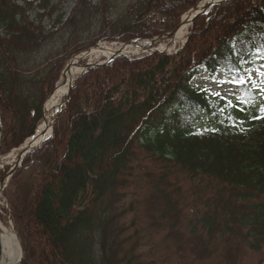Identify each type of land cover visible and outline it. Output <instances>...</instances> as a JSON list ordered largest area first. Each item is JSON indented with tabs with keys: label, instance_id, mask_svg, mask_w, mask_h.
Listing matches in <instances>:
<instances>
[{
	"label": "trees",
	"instance_id": "obj_1",
	"mask_svg": "<svg viewBox=\"0 0 264 264\" xmlns=\"http://www.w3.org/2000/svg\"><path fill=\"white\" fill-rule=\"evenodd\" d=\"M196 1L76 0L63 19L61 1L0 0L1 154L34 133L73 55L171 32ZM256 51L264 0H227L178 52L83 72L2 192L20 264H264L259 96L242 84L214 102L190 82L200 67L234 75Z\"/></svg>",
	"mask_w": 264,
	"mask_h": 264
},
{
	"label": "bare ground",
	"instance_id": "obj_2",
	"mask_svg": "<svg viewBox=\"0 0 264 264\" xmlns=\"http://www.w3.org/2000/svg\"><path fill=\"white\" fill-rule=\"evenodd\" d=\"M212 1L213 0H199L197 2V11L206 10V6ZM194 14L195 12L188 11L182 15L177 30L171 36L175 39V41L182 40L184 33L186 32L187 27L189 25L190 18ZM145 46L147 48H162L166 45L165 41H163L162 38H154L151 40H132L121 45H106L101 43L97 44V46H94L90 54H95L96 56L104 55V58H101L99 60V62H103L116 53H136L143 49ZM91 60L92 59H90V61ZM82 66L84 65L79 64L76 58L71 59L70 62L67 64V67L63 70V73L55 89L53 90L49 98L45 101L43 107L42 121L37 126L35 140L33 138H30L28 139L27 144H29L30 141H32L33 143L38 142L42 138V133L45 130L48 131V128H50L53 119L55 108L57 107L59 100L65 94L71 80L74 78L75 74H77L81 70ZM19 255V239L17 238L13 228L11 226H6L0 219V264H18Z\"/></svg>",
	"mask_w": 264,
	"mask_h": 264
},
{
	"label": "rangeland",
	"instance_id": "obj_3",
	"mask_svg": "<svg viewBox=\"0 0 264 264\" xmlns=\"http://www.w3.org/2000/svg\"><path fill=\"white\" fill-rule=\"evenodd\" d=\"M52 1L62 2L64 17L68 15L74 3L76 2V0H52ZM187 32H188V28L186 32L184 33L183 38L186 36ZM101 43L106 44V45H110V44L118 45L120 42H117L118 44H115L114 41H105ZM101 43H98V44H101ZM179 43H180L179 41L170 42V43L168 41V43L165 42L166 46L162 48H169V51L171 52L177 49V47L179 46ZM145 48L147 47L145 46ZM80 56L81 55H78L77 57H80ZM103 56L104 55L96 56L95 54L93 55L90 54V55L85 56L86 59L84 57L82 58H84L88 62L95 63V62H98L101 58H104ZM90 59L92 60L90 61ZM263 59L264 57H262L257 52L256 57H255V60L257 61L256 64H250L248 62H244L242 63L241 71L232 76L225 75L223 72H217L214 76H209L204 70H200L198 73H196L192 77L191 84L196 86L197 88H202L207 93V95L215 97L218 100L223 99V98L229 99V100L236 99L241 85L249 84L250 89L254 90L259 96L260 100L258 101V106L261 107V105H264V91H262V89H264V61ZM217 93L219 95H217ZM62 98L59 100V102L62 100ZM20 151H21L20 148L14 149L8 154L2 155L0 157V185L5 184V180H2L4 179L2 178V174L5 175L8 172L7 170L13 164L16 163L17 159L20 156L19 154ZM5 170L7 172H5ZM2 189L3 188H0V219L2 217L1 219L2 222L5 224H9V217H8L9 215H7V213L5 212L8 206L3 197ZM16 235L18 236L17 233Z\"/></svg>",
	"mask_w": 264,
	"mask_h": 264
},
{
	"label": "water",
	"instance_id": "obj_4",
	"mask_svg": "<svg viewBox=\"0 0 264 264\" xmlns=\"http://www.w3.org/2000/svg\"><path fill=\"white\" fill-rule=\"evenodd\" d=\"M223 1H225V0H213L211 3H208V5L206 6V10H198V11H197V6L193 7L192 9H190V12H195V14L193 15L191 21H193L194 18L197 17L198 15L203 14V13H206V12H207V11L213 6V5L218 4V3H221V2H223ZM149 52H155V50H154V49H150ZM84 55H86V54L83 53L81 57H84ZM122 55H125V54L119 52V53H116V54L112 55L111 57H109L108 59H106V60L103 61V62H96V63H88V62H86V63L83 64L84 66H82V67H84V69H83L81 72L78 73V75L76 76V78H77V77H78L83 71H85L87 68H89V67H94V66H100V65H103V64H105L106 62L110 61L111 59H113V58H115V57H117V56H122ZM81 57H78L77 59H80ZM80 64H81V63H80ZM76 78L70 82V84H69V86H68V89H67V92H66V94H65V98H64V100H63L62 102H60L59 105L57 106L56 111H55V116L53 117V120H52V122H51L50 127H52V124H53V122H54V120H55L57 114L59 113L61 107L63 106L64 101H65L66 97H67L68 94H69L70 88H71V86L73 85V83L75 82ZM1 135H2V131H1V126H0V149H1ZM48 136H49V134L46 135V136H44L43 139H42L40 142H35V143H33L32 141H30L29 144H27V146H26V149H25V151H24V154L27 153V151H29V150H31L32 148H34V147H36L37 145H39V144H40L44 139H46ZM24 154H23V155H24ZM19 244H20V255H19V257H20V258H19V261H20L21 256H22V245H21V242H20V241H19Z\"/></svg>",
	"mask_w": 264,
	"mask_h": 264
},
{
	"label": "snow or ice",
	"instance_id": "obj_5",
	"mask_svg": "<svg viewBox=\"0 0 264 264\" xmlns=\"http://www.w3.org/2000/svg\"><path fill=\"white\" fill-rule=\"evenodd\" d=\"M262 91H264V89H262ZM217 95H219V94L217 93ZM229 106H232L231 101H229ZM241 110H243V109H241ZM260 111L262 114H264V105H261ZM256 118H264V117H256Z\"/></svg>",
	"mask_w": 264,
	"mask_h": 264
}]
</instances>
